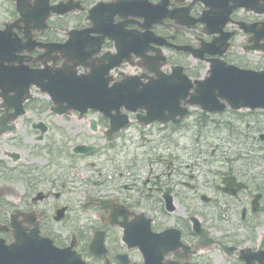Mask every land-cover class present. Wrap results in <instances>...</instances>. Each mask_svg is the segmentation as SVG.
Segmentation results:
<instances>
[{"label": "flooded vegetation", "instance_id": "1", "mask_svg": "<svg viewBox=\"0 0 264 264\" xmlns=\"http://www.w3.org/2000/svg\"><path fill=\"white\" fill-rule=\"evenodd\" d=\"M56 1L60 0L51 2ZM71 1L82 8L63 16L73 19L71 28L93 27L87 14L98 1H111L109 11L122 6L133 11L125 18L116 12L111 21H104L114 36L126 41L131 59L122 68L110 69V84L125 72L140 76L135 80L139 87L148 83L160 90L174 69L181 79L182 74L192 80L203 78L215 58L241 68L264 67V53L247 50L256 42L240 27L264 21V14L244 7L211 17L203 0ZM54 17L59 27L50 22L43 33L35 31L36 39L60 41L54 37L55 29L65 26L63 19ZM213 18L225 33L233 32L219 56L205 51L219 36L207 31L215 26ZM185 45L193 52L178 48ZM95 48L89 44L85 50ZM222 48L218 44L210 49ZM116 51L115 42L106 37L92 59ZM87 70L79 68L80 73ZM39 96L43 97L33 88L19 117L12 116L14 109L6 110L11 102L0 100V148H10L0 157V264H264L261 174L252 171L256 165L235 164L237 159L218 166L205 157L209 148L212 156L220 149L208 140L212 127L226 125L233 134L235 123L229 115L245 110L227 107L210 113L189 105L180 121L159 123L149 119L176 110L138 108L119 114L113 103L103 111L68 110L60 115L51 110L52 101ZM124 114L129 123L109 132L110 120L120 124ZM83 120L88 121V132L80 124ZM132 126L140 143L127 137ZM99 130L104 139L100 144L95 142L101 138L87 140L92 136L88 142L74 141L75 134ZM181 138L190 142L177 140ZM80 146L90 149H75ZM200 161L205 163L198 165Z\"/></svg>", "mask_w": 264, "mask_h": 264}, {"label": "water", "instance_id": "2", "mask_svg": "<svg viewBox=\"0 0 264 264\" xmlns=\"http://www.w3.org/2000/svg\"><path fill=\"white\" fill-rule=\"evenodd\" d=\"M15 1L19 17L10 23H5L4 28H0V88H2L0 96L5 101L9 98L14 99L18 112L23 111L22 102L30 96L28 93L32 84L49 93L56 102L66 101L69 108L79 109L82 106L81 111L89 106L100 108L97 101L104 107H111L113 103H116L115 108H120L123 104L129 109H135L131 106L136 105L149 109L162 108L167 102L166 107L169 109L170 102L179 103L181 98L189 94L191 87H194V92L186 101L199 104L205 110L219 111L226 104L233 109H264V69H242L217 60L211 66L210 74L204 79L195 80L193 83L184 75L183 81L179 83L181 86L177 88L171 81L174 75L166 78L167 87L163 91L150 90L147 87L138 88L129 79L109 85L111 77L108 75V70L127 60L128 57L125 54L128 50L123 45L126 41L114 36L111 28H107V25L102 22L111 21L116 12L123 16L127 15L126 12L109 11L110 6L105 7V5L110 3H98L93 7L91 17L94 25L100 24L103 28L102 36L98 37L97 41L84 42V31L74 29L68 31V38L64 42L37 43L32 39V30L44 29L51 11L63 14L71 10L73 6L69 4L67 7L65 3H60L50 7L49 0ZM230 1L232 4L229 6ZM207 4L211 9L209 11L211 17L219 12L228 15L233 7L238 6H246L255 12L264 13V0H208ZM49 8L52 10L45 11ZM212 21L215 26L209 27V32L221 31L222 24L214 18ZM242 27L252 34L251 40L256 44L260 39L264 41V21L242 23ZM14 29L22 32L23 36L19 37ZM106 36L116 41L117 53L90 60L91 54L99 49L102 39ZM218 38L224 43L228 35H221ZM89 44H94L95 50H85L86 45ZM36 45L43 48V51L37 57L31 58L30 52ZM214 46L213 43L208 44L206 51L216 53L210 50ZM251 48H258V46H251ZM262 49L264 50V46ZM22 51H27L28 54L20 55ZM61 59L60 66H56ZM35 61L41 63L43 67L30 68L29 64ZM81 65L89 66L90 71L84 75L77 74V67ZM10 92L13 95L9 96ZM62 110L63 108L58 109V111Z\"/></svg>", "mask_w": 264, "mask_h": 264}, {"label": "rangeland", "instance_id": "3", "mask_svg": "<svg viewBox=\"0 0 264 264\" xmlns=\"http://www.w3.org/2000/svg\"><path fill=\"white\" fill-rule=\"evenodd\" d=\"M5 9V10H4ZM13 2L12 0H0V20H4L12 16L13 14ZM12 11V12H11ZM58 36H61V33H59ZM128 70V69H127ZM126 70V71H127ZM35 95H37L35 93ZM30 115V113H28ZM231 119H233V129H230V131L233 134H230L228 126H218V127H212L215 128L211 134L208 136V140L214 145L213 147H216V145H219L220 149L219 152H217L214 156L210 154L211 148L206 152L205 157L208 160H212L213 164L221 166L226 163V160L229 159H237L235 161V164H245L247 165L250 163L251 165H256V168H253L252 171L258 172L261 174L262 181L264 184V140L259 137L261 133L264 134V111H257L255 114H248L247 111H244L239 114L235 115H229ZM72 118V117H71ZM67 126L69 127V120ZM243 118L244 122H238L239 119ZM87 120H83L80 122L82 126L86 125V128L83 129L85 132L87 131ZM231 122V121H230ZM71 130H73L76 121L71 120ZM209 128V127H208ZM208 128H206L208 130ZM205 129V128H204ZM74 131V130H73ZM128 131V139L133 136V140L139 141V134H137V130H135V126L130 127L127 129ZM101 130L95 132V133H85L84 135H78V139L76 136H74V141L77 143H80L82 141L99 139L96 141V144H100L104 142V139L100 135ZM88 136H92L94 138H87ZM10 137V136H8ZM87 138V140H86ZM186 138V137H185ZM177 139L182 140L184 143H189V139ZM128 139L125 140V142H128ZM131 139V138H130ZM88 142V141H87ZM21 144H23L21 142ZM31 144V142H30ZM183 147H186V144L181 145ZM263 147V148H262ZM133 148V147H132ZM140 148V147H139ZM10 149L8 146H2L0 148V157L5 156L4 152L5 150ZM20 149V154L23 158L26 160H30V158L26 155L25 150L23 148ZM128 149L124 148V152H126ZM134 150L135 149H131ZM113 154H116L114 152ZM239 157H242L243 159H239ZM33 159V158H31ZM22 162V160H20ZM258 162V165H257ZM202 165L203 161L199 162ZM217 168V167H210V169ZM221 168V167H218ZM262 233L264 234V227L261 228ZM212 259V256H211ZM222 261V259H220ZM219 262V261H217ZM210 263L218 264L214 261H210Z\"/></svg>", "mask_w": 264, "mask_h": 264}]
</instances>
